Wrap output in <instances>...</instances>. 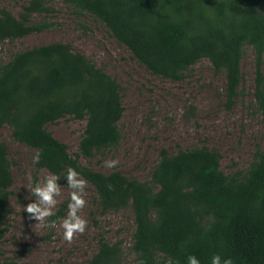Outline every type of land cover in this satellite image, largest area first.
<instances>
[{"label": "trees", "instance_id": "obj_1", "mask_svg": "<svg viewBox=\"0 0 264 264\" xmlns=\"http://www.w3.org/2000/svg\"><path fill=\"white\" fill-rule=\"evenodd\" d=\"M49 0H28L18 16L0 9V42L49 26L34 15ZM102 23L111 37L154 77L180 82L200 61L223 74L229 104L239 96L243 49L254 54L253 98L264 116V0H63ZM191 109L190 112H192ZM124 109L117 81L66 43L33 47L0 63V128L39 154L37 169L66 182L74 168L95 190L101 213L130 210L135 264H167L168 258L200 264L231 257L233 264H264V153L249 170L225 175L220 155L206 147L162 150L149 180L103 173L81 162L115 148ZM71 116L85 121L72 156L46 126ZM13 185L7 147L0 141V239L7 233L8 190ZM64 216L58 209L51 220ZM87 264H122L119 246L101 238Z\"/></svg>", "mask_w": 264, "mask_h": 264}, {"label": "rangeland", "instance_id": "obj_2", "mask_svg": "<svg viewBox=\"0 0 264 264\" xmlns=\"http://www.w3.org/2000/svg\"><path fill=\"white\" fill-rule=\"evenodd\" d=\"M27 2L0 0V9L18 16ZM48 7L49 12L32 17L35 23H47V29L0 42V63L36 46L66 43L117 81L124 109L118 123L121 140L115 148L88 160L81 159L84 165L146 182L162 150L172 155L179 150L206 147L220 155V169L227 176L247 172L254 155L264 153V116L253 98L255 75L251 48L243 49L240 93L229 104L224 75L214 74L208 61H200L180 82L151 76L90 14L74 9L63 0H49ZM84 125L85 121L65 116L46 128L75 156ZM0 141L6 144L13 175V185L8 190V230L0 239V264H87L101 238L109 245L119 246L122 264H135L131 252L134 232L131 211L101 213L96 192L88 182L87 203L81 212L88 222L87 228L71 244L63 240V230L59 227L70 200L71 190L66 182H59L61 195L54 209L56 212L62 208L64 216L58 220L48 218L57 226L40 227L37 221L29 219L23 207L36 199L29 189L49 172L36 168L33 162L36 151L14 141L7 127L0 128ZM109 159H118L119 164L106 168L104 161Z\"/></svg>", "mask_w": 264, "mask_h": 264}, {"label": "clouds", "instance_id": "obj_3", "mask_svg": "<svg viewBox=\"0 0 264 264\" xmlns=\"http://www.w3.org/2000/svg\"><path fill=\"white\" fill-rule=\"evenodd\" d=\"M34 163L39 162V154L37 153L33 160ZM119 164L118 159H109L104 161L106 168H115ZM60 177L54 173H47L42 181H37L30 187L32 196L36 199L34 202L28 203L23 207V212L29 215V219H34L40 227H56L55 221H49L48 218L55 215V207L57 205V197L61 195ZM65 180L70 191V200L67 204V215L61 219L59 227L62 231V238L68 244L79 234H83L87 228V220L81 215L82 210L86 206L87 181L82 178L74 168L66 169ZM27 199V197H25ZM167 264H179L168 258ZM187 264H200L195 255L187 257ZM211 264H233L231 257L222 259L220 254H214L211 257Z\"/></svg>", "mask_w": 264, "mask_h": 264}]
</instances>
